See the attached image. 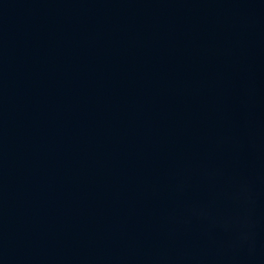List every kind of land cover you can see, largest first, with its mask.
<instances>
[{
	"label": "water",
	"instance_id": "obj_1",
	"mask_svg": "<svg viewBox=\"0 0 264 264\" xmlns=\"http://www.w3.org/2000/svg\"><path fill=\"white\" fill-rule=\"evenodd\" d=\"M0 264H264V0H0Z\"/></svg>",
	"mask_w": 264,
	"mask_h": 264
}]
</instances>
